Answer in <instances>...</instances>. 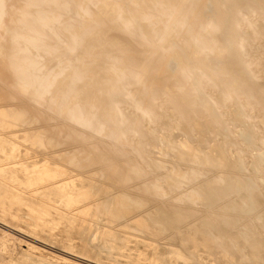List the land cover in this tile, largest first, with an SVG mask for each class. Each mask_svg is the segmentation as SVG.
Masks as SVG:
<instances>
[{
	"label": "bare ground",
	"instance_id": "bare-ground-1",
	"mask_svg": "<svg viewBox=\"0 0 264 264\" xmlns=\"http://www.w3.org/2000/svg\"><path fill=\"white\" fill-rule=\"evenodd\" d=\"M0 131L11 158L24 143L25 156L44 157L0 165V202L17 196L7 182L18 171L31 197L63 199L77 225L89 191L64 181L98 175L116 185L98 203L109 223L180 233L196 218L209 256L215 245L257 264L264 0H0ZM148 201L153 212L141 216Z\"/></svg>",
	"mask_w": 264,
	"mask_h": 264
},
{
	"label": "rangeland",
	"instance_id": "rangeland-1",
	"mask_svg": "<svg viewBox=\"0 0 264 264\" xmlns=\"http://www.w3.org/2000/svg\"><path fill=\"white\" fill-rule=\"evenodd\" d=\"M178 134L179 132L173 131L174 138ZM2 137L0 131V165L2 164L3 168H9L10 165H6L9 162H15L14 164L24 163L25 166L29 165V167L32 166L31 161L39 162V164L44 162L42 151L38 148L34 149L37 151V155L25 156V145L30 147L26 143L23 144L20 152L11 158V145L8 140L2 141ZM192 142L196 143V141ZM199 145L202 146L201 143ZM256 175L260 177V180H258L259 186L264 188V170L258 169ZM94 176V179L91 180L78 178L71 174L64 181V183H72L76 186V189L89 191V206L80 208V211L88 209L87 215L76 214L78 224L75 225L68 219L71 215L70 207L63 199L57 197H31L30 188L25 183L28 177L16 171L14 177L17 183H7L10 184L8 185L10 187L12 185L16 187L14 191L17 196L7 193L0 202V264H195L198 260L207 264H250L249 260L243 259L238 251H231L227 259L226 257L222 258V255L217 254L219 249L214 245L216 243L213 244V255L209 256L206 248L201 244L202 237L200 233L194 234L192 230L193 225L201 226V221L196 218H189L188 221L179 224L180 233H177L174 228L161 232L152 224L151 232H154V234L147 231L139 232L132 221L128 224L123 222L119 224L109 223L108 216L102 213L101 206L98 203H101V200L103 201L105 198L106 189L111 190L116 185L113 180L102 179L98 175ZM91 184L97 187V194L95 192L94 194L93 190H91L92 193L90 192ZM21 193V202L15 203L14 198L20 196ZM34 201L39 204L38 208L34 207ZM152 203L146 202L143 208L145 212L142 210L141 216L153 212ZM75 213H78V211L72 214ZM126 225L130 228H124ZM174 227L177 226L174 225ZM211 231L213 232L212 229ZM101 232H104V234L112 233L115 238L114 241H103L100 238ZM179 234L190 235L196 245L193 242L183 243ZM90 237L91 240H89ZM23 241L26 243L24 244ZM238 241L241 242L242 240L239 239ZM20 243L21 245H19ZM31 243L34 245H31ZM169 249L178 250L185 255L191 253L193 254L192 260L185 263L180 259H169L170 256L167 254ZM246 253L247 255L250 254L248 247ZM230 257H233L230 259L232 261L229 260ZM257 264H264V246L259 248Z\"/></svg>",
	"mask_w": 264,
	"mask_h": 264
}]
</instances>
